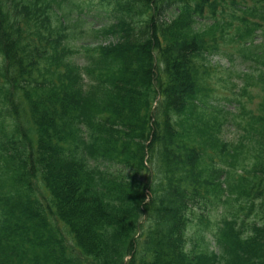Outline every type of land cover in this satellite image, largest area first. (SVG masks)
Masks as SVG:
<instances>
[{
  "label": "trees",
  "instance_id": "obj_1",
  "mask_svg": "<svg viewBox=\"0 0 264 264\" xmlns=\"http://www.w3.org/2000/svg\"><path fill=\"white\" fill-rule=\"evenodd\" d=\"M64 1L0 0V264H264V107L247 157L200 93L226 37L264 91V0H97L81 67Z\"/></svg>",
  "mask_w": 264,
  "mask_h": 264
},
{
  "label": "rangeland",
  "instance_id": "obj_2",
  "mask_svg": "<svg viewBox=\"0 0 264 264\" xmlns=\"http://www.w3.org/2000/svg\"><path fill=\"white\" fill-rule=\"evenodd\" d=\"M96 2L97 0H65L63 2L64 10H69L64 21L67 25V38L64 43L72 49L69 59L80 67L88 62L91 47L98 43H104L110 40L101 37L96 38L97 36H95V31L106 23L103 14L97 16L96 11L94 10ZM236 13L242 15V13L238 11ZM57 14L59 13L57 12ZM227 19L228 20L226 21L231 22L233 27L239 25L238 20ZM251 19L259 22L261 21V18L258 16ZM227 39V37L223 40L218 39V49L213 53L215 55L209 56L210 54H206L207 62L212 65L217 63L216 65L219 67L215 69V67L212 66V70H209V75L205 74L201 77L203 79H200V87L206 86L211 89L202 101L204 106L210 107L213 110L212 113H220L216 108H220V102L223 103L224 99L228 100L229 98L235 97V95L240 97V91L238 94L234 93H236L239 87L243 84L242 77L244 72L250 71L247 67V62L243 61L240 54L235 50L237 48V43L228 42ZM260 40V37L255 38L254 44L259 43ZM250 89L251 91L243 93L241 99L249 106V110L253 115H259L262 113L260 104L263 101L264 92L259 86H252ZM210 96L212 97L210 98ZM213 96L216 97L217 100H215ZM210 99H212L214 103H217V105L211 106L209 104ZM224 104L227 105L226 109L238 113V103L236 101H229V103L224 102ZM247 119L248 116L243 114H239L235 118V122L240 121V129L242 131H244L243 127L246 125ZM241 133L243 132L233 124H226L223 127L222 139L225 141L236 140ZM216 214L219 216V212H216ZM211 217L215 218L216 216L215 214H211ZM207 237L209 238V234Z\"/></svg>",
  "mask_w": 264,
  "mask_h": 264
}]
</instances>
